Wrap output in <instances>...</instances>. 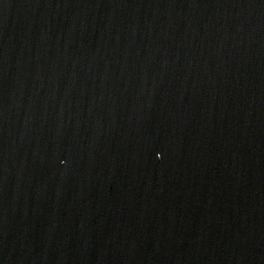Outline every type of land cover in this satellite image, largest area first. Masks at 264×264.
I'll return each mask as SVG.
<instances>
[{
  "label": "water",
  "instance_id": "1",
  "mask_svg": "<svg viewBox=\"0 0 264 264\" xmlns=\"http://www.w3.org/2000/svg\"><path fill=\"white\" fill-rule=\"evenodd\" d=\"M0 264H264V0H0Z\"/></svg>",
  "mask_w": 264,
  "mask_h": 264
}]
</instances>
